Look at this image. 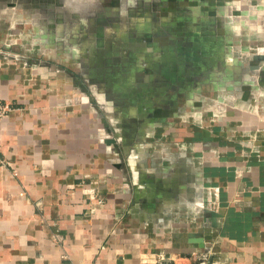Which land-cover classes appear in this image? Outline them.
I'll use <instances>...</instances> for the list:
<instances>
[{"label":"crops","instance_id":"obj_1","mask_svg":"<svg viewBox=\"0 0 264 264\" xmlns=\"http://www.w3.org/2000/svg\"><path fill=\"white\" fill-rule=\"evenodd\" d=\"M0 99V264H264V0H0Z\"/></svg>","mask_w":264,"mask_h":264},{"label":"built area","instance_id":"obj_2","mask_svg":"<svg viewBox=\"0 0 264 264\" xmlns=\"http://www.w3.org/2000/svg\"><path fill=\"white\" fill-rule=\"evenodd\" d=\"M11 105L0 99V121L11 110Z\"/></svg>","mask_w":264,"mask_h":264},{"label":"water","instance_id":"obj_3","mask_svg":"<svg viewBox=\"0 0 264 264\" xmlns=\"http://www.w3.org/2000/svg\"><path fill=\"white\" fill-rule=\"evenodd\" d=\"M190 238H191L190 241H192L194 245L199 246V247L203 246L202 240L200 238L198 239L193 236Z\"/></svg>","mask_w":264,"mask_h":264}]
</instances>
